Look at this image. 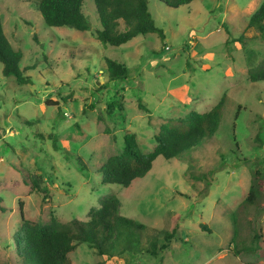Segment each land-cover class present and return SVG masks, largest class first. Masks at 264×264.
Wrapping results in <instances>:
<instances>
[{
    "label": "rangeland",
    "instance_id": "374dc122",
    "mask_svg": "<svg viewBox=\"0 0 264 264\" xmlns=\"http://www.w3.org/2000/svg\"><path fill=\"white\" fill-rule=\"evenodd\" d=\"M39 1L0 0L4 35L31 81L19 85L0 64V264H22L12 241L21 217L86 222L111 197L119 215L144 225L140 242L109 256L81 244L72 264H264V193L239 207L264 158V81L248 79L264 64V33L247 28L263 0L177 8L147 0L164 38L140 35L119 47L95 39L93 0L83 7L84 32L45 25ZM105 59L123 64L126 79L110 80ZM222 97L214 136L172 160L158 157L128 188L102 183L99 168L122 151L125 135L150 153L167 120L206 113ZM174 223L169 248L148 254L149 237L164 244Z\"/></svg>",
    "mask_w": 264,
    "mask_h": 264
},
{
    "label": "trees",
    "instance_id": "16d2710c",
    "mask_svg": "<svg viewBox=\"0 0 264 264\" xmlns=\"http://www.w3.org/2000/svg\"><path fill=\"white\" fill-rule=\"evenodd\" d=\"M169 8L189 5L194 0H158ZM87 0H40L37 10L48 27H65L79 32L90 31L84 15ZM99 29L93 31L95 39L103 46L119 47L140 35L157 34L164 38L163 31L156 27L148 11L147 0H93ZM247 28L264 33V0L250 17ZM22 53L15 50L6 39L0 18V64L2 75L13 76L19 85L30 84L29 77L20 70ZM110 80H125L127 68L114 60L105 59ZM249 73L250 82L264 81V64ZM224 97L208 112H189L185 116L169 119L160 126L154 137V149L144 153L135 134L123 139L122 151L109 157L99 168L101 181L105 185L130 187L137 179L144 178L152 169L154 161L161 157L172 160L195 148L204 139L215 135L220 125ZM54 139V143H55ZM56 147V144H54ZM79 166L84 165L78 159ZM264 193V158L252 172L248 193L239 206H256ZM117 198L104 200L97 210L89 213L88 220L72 219L61 224L55 219L47 224L32 222L21 217V223L12 241L17 257L22 264H72L69 254L81 244L95 250L98 256H109L113 248L121 251L134 250L140 242L144 225L118 214ZM0 210L4 209L0 206ZM177 224L169 232L162 233L164 244L157 247V236L149 237L146 252L156 257L158 252L169 248L177 235ZM139 233V237H136ZM255 234V240L258 239ZM249 251H256V242Z\"/></svg>",
    "mask_w": 264,
    "mask_h": 264
}]
</instances>
